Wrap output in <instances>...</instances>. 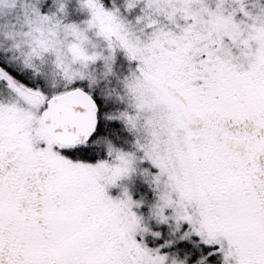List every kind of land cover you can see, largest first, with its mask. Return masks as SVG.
<instances>
[{
    "label": "snow or ice",
    "instance_id": "snow-or-ice-1",
    "mask_svg": "<svg viewBox=\"0 0 264 264\" xmlns=\"http://www.w3.org/2000/svg\"><path fill=\"white\" fill-rule=\"evenodd\" d=\"M0 264H264V0H0Z\"/></svg>",
    "mask_w": 264,
    "mask_h": 264
}]
</instances>
